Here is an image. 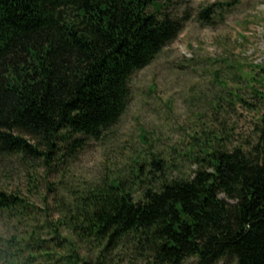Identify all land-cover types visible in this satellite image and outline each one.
Segmentation results:
<instances>
[{"label": "trees", "instance_id": "1", "mask_svg": "<svg viewBox=\"0 0 264 264\" xmlns=\"http://www.w3.org/2000/svg\"><path fill=\"white\" fill-rule=\"evenodd\" d=\"M230 5L207 6L202 16L222 17L214 7ZM168 7L162 0H0V155L50 167L112 128L129 106L132 75L184 28ZM255 67L260 72L245 74L260 82L264 65ZM251 89L264 99L262 88ZM224 98L222 91L212 99L217 112ZM256 132L230 146L229 133L213 129L200 151L190 149L198 161L191 177L163 174L157 158L149 163L152 176L160 172L155 183L145 185L139 166L133 181L112 176L70 189L55 204V223L4 240L12 250L4 263L264 264V112ZM26 205L0 185V217L20 216Z\"/></svg>", "mask_w": 264, "mask_h": 264}, {"label": "rangeland", "instance_id": "2", "mask_svg": "<svg viewBox=\"0 0 264 264\" xmlns=\"http://www.w3.org/2000/svg\"><path fill=\"white\" fill-rule=\"evenodd\" d=\"M162 1L169 3L172 16L184 21V28L150 65L132 75L129 106L112 128L100 138L84 139L63 163L50 167L43 160L0 155V185L27 203L20 216L0 217V264L12 251L4 240L15 235L22 241L34 228L55 223L60 217L55 204L72 188L112 176L133 181L139 166L145 185L150 178L155 183L160 172L152 176L149 163L157 158L164 161L163 174L191 177L198 161L190 149L200 151L213 129L228 132L230 146L256 139L264 99L251 87L264 90V79L249 81L245 73L260 72L255 65H264V0ZM228 1L232 5L214 7L222 17L209 13L203 18L205 7ZM229 90L241 93L247 102L229 95ZM222 91L225 98L217 112L211 101ZM139 159L148 165L135 163Z\"/></svg>", "mask_w": 264, "mask_h": 264}]
</instances>
